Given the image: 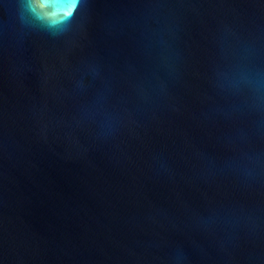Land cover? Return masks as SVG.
<instances>
[{
	"label": "water",
	"instance_id": "water-1",
	"mask_svg": "<svg viewBox=\"0 0 264 264\" xmlns=\"http://www.w3.org/2000/svg\"><path fill=\"white\" fill-rule=\"evenodd\" d=\"M0 264H264V0H0Z\"/></svg>",
	"mask_w": 264,
	"mask_h": 264
},
{
	"label": "snow or ice",
	"instance_id": "snow-or-ice-1",
	"mask_svg": "<svg viewBox=\"0 0 264 264\" xmlns=\"http://www.w3.org/2000/svg\"><path fill=\"white\" fill-rule=\"evenodd\" d=\"M44 3H47L48 0H43ZM34 3H40V0H34ZM64 11H67V9H64Z\"/></svg>",
	"mask_w": 264,
	"mask_h": 264
}]
</instances>
